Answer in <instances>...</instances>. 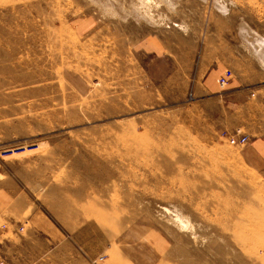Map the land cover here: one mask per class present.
I'll return each mask as SVG.
<instances>
[{"label": "rangeland", "instance_id": "obj_1", "mask_svg": "<svg viewBox=\"0 0 264 264\" xmlns=\"http://www.w3.org/2000/svg\"><path fill=\"white\" fill-rule=\"evenodd\" d=\"M217 67L244 101L193 94ZM245 100L263 123L264 0H0V200L93 245L36 264H264Z\"/></svg>", "mask_w": 264, "mask_h": 264}, {"label": "crops", "instance_id": "obj_2", "mask_svg": "<svg viewBox=\"0 0 264 264\" xmlns=\"http://www.w3.org/2000/svg\"><path fill=\"white\" fill-rule=\"evenodd\" d=\"M166 61L167 58L159 54L148 60L147 75L150 80L164 83L167 77ZM226 71L220 67L211 69L204 81L196 80L191 86L193 94L210 97L218 95L219 80ZM243 93V90L237 93L229 90L220 94L224 95L223 99L230 104L231 100L244 101ZM245 101L243 110L246 109L247 114L240 128L242 132H247L250 142L244 145L243 158L252 169L262 172L264 171V122L262 123L260 119L255 120L250 115L249 107H246L250 101ZM21 199L23 200L14 196L13 201L8 203L0 200V261L5 264H36L50 252H56L59 258L67 257L68 252L76 251L78 248L91 251L92 244L86 241L75 243L70 232L59 229L50 214L31 211L30 200L24 199L23 196ZM66 240L68 243L65 242ZM77 244L79 247L76 246ZM83 255L84 260L81 262L79 260V264H95L92 252Z\"/></svg>", "mask_w": 264, "mask_h": 264}, {"label": "built area", "instance_id": "obj_3", "mask_svg": "<svg viewBox=\"0 0 264 264\" xmlns=\"http://www.w3.org/2000/svg\"><path fill=\"white\" fill-rule=\"evenodd\" d=\"M232 79H233V72L231 70L227 69L224 76H222L219 80V86H221L225 90L227 85H229V83ZM246 142H247L246 136H243L242 138L237 137V136L232 137V143H238V144L243 145ZM0 264H5V263L3 261H0Z\"/></svg>", "mask_w": 264, "mask_h": 264}]
</instances>
